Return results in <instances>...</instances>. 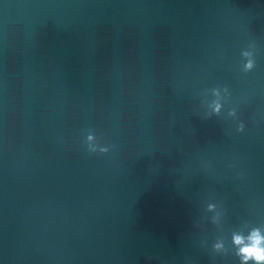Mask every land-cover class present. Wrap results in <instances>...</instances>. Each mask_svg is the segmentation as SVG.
Wrapping results in <instances>:
<instances>
[{
	"label": "water",
	"instance_id": "1",
	"mask_svg": "<svg viewBox=\"0 0 264 264\" xmlns=\"http://www.w3.org/2000/svg\"><path fill=\"white\" fill-rule=\"evenodd\" d=\"M263 186L264 0H0V264H113Z\"/></svg>",
	"mask_w": 264,
	"mask_h": 264
},
{
	"label": "clouds",
	"instance_id": "2",
	"mask_svg": "<svg viewBox=\"0 0 264 264\" xmlns=\"http://www.w3.org/2000/svg\"><path fill=\"white\" fill-rule=\"evenodd\" d=\"M257 42L251 40L245 49L241 50L242 65L240 70L243 73H250L257 67L256 61ZM223 91L230 95L227 86L214 87L206 90L205 93L210 92L217 99L212 100L207 104V108L210 111L205 113V118H211L212 116H219L223 104L220 102V93ZM201 103H204L202 100ZM238 109L232 107L228 110V116L234 120H237L236 131L242 133L245 130V123L238 118ZM84 146L88 154L94 156L96 159L107 160L110 158L115 145H113L107 138L106 132H89L84 141ZM238 177L242 178L243 173H238ZM217 208L215 203L207 204V211L213 212ZM222 213L217 212L215 216L211 218V223L216 225L220 219ZM230 243L232 247L231 254L234 255L239 264H264V230L260 227H253L246 233L239 230H233L230 236ZM212 251L215 254L221 256L229 255V249L226 246L222 237H217L212 245Z\"/></svg>",
	"mask_w": 264,
	"mask_h": 264
}]
</instances>
